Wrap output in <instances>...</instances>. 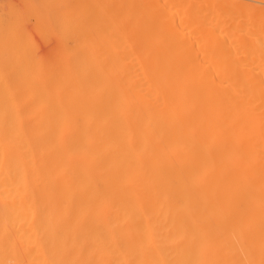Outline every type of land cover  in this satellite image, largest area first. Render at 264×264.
Segmentation results:
<instances>
[{"label":"bare ground","instance_id":"6f19581e","mask_svg":"<svg viewBox=\"0 0 264 264\" xmlns=\"http://www.w3.org/2000/svg\"><path fill=\"white\" fill-rule=\"evenodd\" d=\"M259 4L38 1L57 68L39 91L0 72V264H264ZM40 142L53 175L31 186L17 151Z\"/></svg>","mask_w":264,"mask_h":264},{"label":"rangeland","instance_id":"374dc122","mask_svg":"<svg viewBox=\"0 0 264 264\" xmlns=\"http://www.w3.org/2000/svg\"><path fill=\"white\" fill-rule=\"evenodd\" d=\"M38 1L39 0H14V1L0 0V72L9 76L10 75L13 76L14 72L16 71L17 73L15 72V75L17 74L19 76H24L25 79L31 81L30 86L32 89L36 91L40 87L39 80L42 77L43 72L46 69H51L52 71H54L57 68L56 57L58 52L57 34L53 26L40 22L36 19L34 8L35 6H37ZM246 1L254 4L261 3L262 5H264L263 3L264 0L262 2L261 1L258 2V0H256L255 2L254 0L253 1L246 0ZM8 9L11 14L10 16L8 13L9 12ZM42 30L44 32H42ZM45 34H47L49 37L46 36ZM47 38L51 40H48ZM25 85L26 82L21 83V88L22 87L24 88ZM36 86L38 88H36ZM52 89L54 90V87H52L51 90ZM39 101L41 102V99L39 97H37L33 101L34 102L33 109L35 111L34 112L35 114L33 112L31 113L32 114L31 119H29V117L25 115L24 116L22 115L23 117L21 116L22 128L24 130L25 137L28 140L32 138L34 133H36V127H37L36 124L38 120H40V117L43 113V111L41 110V103H39ZM17 102H20V100H17ZM36 102L38 103V105H40V107L37 105ZM18 110L19 108L17 109V111ZM35 115L36 117L34 118ZM34 144L35 146L31 144L32 146L29 149L31 150L30 152L25 147L22 148L20 147V149H18L17 151L19 158L23 161L24 164L23 165L24 168L20 172V176L22 177L20 178V181L29 183V185L31 186H37L43 180H51V177L48 176L53 175L52 167L48 165L45 161L46 159L43 154L44 153L43 143L40 142L37 145L36 143ZM29 153H31L32 155H30ZM29 160H31V164H29L30 163ZM33 173L35 174L33 175ZM204 219L213 220L211 218H197V220L198 221L200 220V222L201 220L204 221ZM226 219L230 221L246 220L243 217H234V218H226ZM224 230L222 229L215 230L210 226H204V227H200L197 231L201 238L209 239L216 237L218 232H220L218 237H222L223 236L222 231ZM233 230L234 232L239 233L238 235L244 236L245 238L251 237V239H253L252 238L253 235L258 232L259 234L256 235V237L258 236L256 239L260 242L264 241V234L262 233V235H260V231H257L256 233L253 234L252 227L244 226V225L243 226L240 225L239 227L238 225H235L229 228L226 232H230ZM234 235L237 236L236 233H234Z\"/></svg>","mask_w":264,"mask_h":264}]
</instances>
